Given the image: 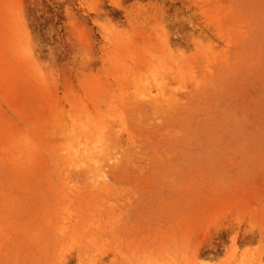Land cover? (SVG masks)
Instances as JSON below:
<instances>
[{"label": "rangeland", "instance_id": "374dc122", "mask_svg": "<svg viewBox=\"0 0 264 264\" xmlns=\"http://www.w3.org/2000/svg\"><path fill=\"white\" fill-rule=\"evenodd\" d=\"M0 264H264V0H0Z\"/></svg>", "mask_w": 264, "mask_h": 264}, {"label": "bare ground", "instance_id": "6f19581e", "mask_svg": "<svg viewBox=\"0 0 264 264\" xmlns=\"http://www.w3.org/2000/svg\"><path fill=\"white\" fill-rule=\"evenodd\" d=\"M141 77L143 78V76ZM157 81V75L154 71H151L149 75L145 77V79H138V85H140V89H138V86H135V89L139 92V98L147 99L153 96H162V91H159L158 93L156 92V94H154L155 89L159 88L160 85H162L161 82L159 84ZM79 108L81 109L80 106ZM79 108H76V110H74V112L76 111L75 115L73 113V117H71V128L68 125H64V131L66 132L67 136L71 137L72 139L71 142L67 143L65 150L71 164L76 168H86L90 166L96 167L99 164L97 154L102 153L100 139L103 138L102 134L104 128L101 122L98 123L96 121L97 116H94L90 112V110L87 111L85 107L82 110H80ZM77 109L79 111H77ZM62 113L60 115L59 123L63 125L64 121L62 118Z\"/></svg>", "mask_w": 264, "mask_h": 264}]
</instances>
